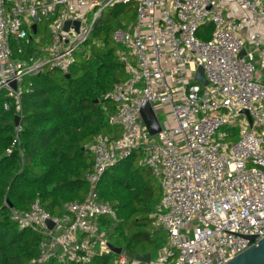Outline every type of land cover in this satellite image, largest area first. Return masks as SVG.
<instances>
[{"label":"built area","instance_id":"obj_1","mask_svg":"<svg viewBox=\"0 0 264 264\" xmlns=\"http://www.w3.org/2000/svg\"><path fill=\"white\" fill-rule=\"evenodd\" d=\"M128 4L135 20L112 34L128 79L104 95L121 134H99L90 145L84 200L65 203L61 216L36 200L27 211L13 210L12 219L45 236L31 264H89L113 253L103 223L118 213L98 199L96 184L139 151L163 189L150 217L168 243L147 263L121 252L115 264H226L264 237V0H0V92L20 110L32 91L29 76L47 66L69 74L105 10ZM67 21L80 26L65 30ZM209 25L212 35L201 39ZM46 27L45 44L47 35H38ZM200 66L207 85L195 79ZM146 101L161 125L154 135L140 116ZM165 104L172 113L166 128L157 109ZM15 131L13 146L20 123Z\"/></svg>","mask_w":264,"mask_h":264},{"label":"trees","instance_id":"obj_2","mask_svg":"<svg viewBox=\"0 0 264 264\" xmlns=\"http://www.w3.org/2000/svg\"><path fill=\"white\" fill-rule=\"evenodd\" d=\"M117 7L102 14L85 44L87 50L77 52L69 77L49 66L29 76L32 91L23 95L20 110L0 92V264H31L40 257V243L45 239L39 232L20 229L12 211H27L39 200L50 214L63 215L65 203L82 201L89 193L85 175L94 165L90 145L95 137L121 134L109 122L115 105L104 99L116 84L128 79L118 57L122 47L112 38L115 29L125 27L114 23L125 11H115ZM130 11L135 17V6ZM211 35L212 30L204 40ZM44 39L48 43V36ZM32 45L28 53L34 50ZM18 123L20 142L13 146ZM95 193L117 209L118 219L103 223L108 241L129 259L140 253L156 259L167 246L168 234L150 215L164 194L159 179L142 163L141 153L133 151L111 165ZM118 257L113 252L89 264H115ZM44 264L64 263L51 259Z\"/></svg>","mask_w":264,"mask_h":264},{"label":"water","instance_id":"obj_3","mask_svg":"<svg viewBox=\"0 0 264 264\" xmlns=\"http://www.w3.org/2000/svg\"><path fill=\"white\" fill-rule=\"evenodd\" d=\"M71 25H74L77 29L80 26L79 21H67L65 25V30H68ZM36 26L34 25V29ZM245 51L242 52L244 54ZM67 77L70 74L66 75ZM196 81L203 85H207V80L204 74L203 67H199L195 77ZM242 113L246 114L249 118V121L252 123V118L247 110H243ZM140 116L142 121L147 126V129L151 135L156 134L161 130V125L158 120V117L152 107V105L146 101L144 105L140 109ZM12 207V205L10 204ZM50 227H53V223L51 221L48 222ZM255 237L251 236L249 239L251 241L254 240ZM112 251L116 254H120L122 249L120 247H116L113 244H109ZM137 260L141 261L142 263H147L151 260L150 253H140L135 257ZM226 264H264V237L256 244L249 247L247 250L242 252L241 254L237 255L235 258L227 262Z\"/></svg>","mask_w":264,"mask_h":264},{"label":"rangeland","instance_id":"obj_4","mask_svg":"<svg viewBox=\"0 0 264 264\" xmlns=\"http://www.w3.org/2000/svg\"><path fill=\"white\" fill-rule=\"evenodd\" d=\"M132 6H134V4L130 5H118L117 8H114L115 11H119L118 9L122 8L124 11L123 14H121L116 21H114V23L116 25H118L119 23L122 24V25H128L130 23H132L134 20H135V17H134V14L132 13V11H130V9H132ZM112 8H108L105 10V14H108L109 11L111 10ZM90 17H92V14L90 15ZM211 30H212V27L211 26H208V27H205L203 28L200 33H199V37L201 39H205V37H207L209 35V33H211ZM47 35L49 36V33H48V29L47 27L45 28V30L43 31H40L39 33V37L42 36V35ZM82 51L84 50H87V46L84 45L82 48H81ZM157 109H158V116H159V119L161 120V122L163 123L164 127H168V124L172 122V113H171V107L170 105L168 104H165V105H162V107H158L157 106ZM224 129V128H223Z\"/></svg>","mask_w":264,"mask_h":264}]
</instances>
